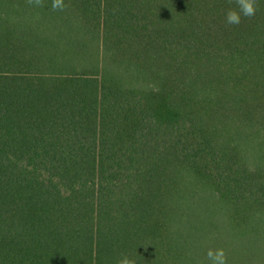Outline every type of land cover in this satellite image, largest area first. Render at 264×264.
I'll list each match as a JSON object with an SVG mask.
<instances>
[{
  "label": "trees",
  "instance_id": "16d2710c",
  "mask_svg": "<svg viewBox=\"0 0 264 264\" xmlns=\"http://www.w3.org/2000/svg\"><path fill=\"white\" fill-rule=\"evenodd\" d=\"M0 0V264H264V0Z\"/></svg>",
  "mask_w": 264,
  "mask_h": 264
},
{
  "label": "clouds",
  "instance_id": "9594fccd",
  "mask_svg": "<svg viewBox=\"0 0 264 264\" xmlns=\"http://www.w3.org/2000/svg\"><path fill=\"white\" fill-rule=\"evenodd\" d=\"M231 2V0H230ZM29 5L43 7V0H27ZM235 7H229L225 11V22L228 25H239L242 17L251 18L256 14L259 0H234ZM66 5L64 0H52L53 10L63 11ZM206 258L210 264H227L226 253L223 248H209ZM116 264H136V261L127 253H121Z\"/></svg>",
  "mask_w": 264,
  "mask_h": 264
}]
</instances>
